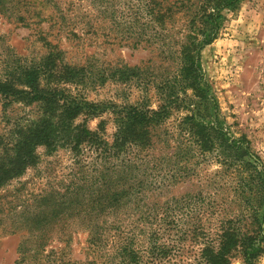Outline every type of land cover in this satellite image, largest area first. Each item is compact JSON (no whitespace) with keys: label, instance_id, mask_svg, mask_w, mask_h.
<instances>
[{"label":"trees","instance_id":"obj_1","mask_svg":"<svg viewBox=\"0 0 264 264\" xmlns=\"http://www.w3.org/2000/svg\"><path fill=\"white\" fill-rule=\"evenodd\" d=\"M243 1L136 0L135 7L128 8V20L118 25L120 39L156 50L161 62L173 69L159 78L156 89L164 98L156 109L90 104L61 89L41 88L43 75L68 84L84 78L81 68L56 66L61 54L56 49L16 66L17 76L0 79L1 97L41 111L17 127L13 159L0 163V188L36 163L38 147L66 146L77 164L82 150L94 155L86 174L66 186L57 200L52 192L42 198L43 207L27 219L31 244L18 245L14 264H64L54 250L43 249L67 221L87 225L91 264H230L234 257L242 264H257L264 254V163L243 138L234 139L223 127L199 66L200 52L216 39L224 12ZM186 88L194 98H179ZM178 111L186 113L170 122ZM106 112L113 116L110 141L72 124L79 116ZM210 162L218 165V204L215 192L156 199L158 191L193 181L198 167ZM216 183L210 180L208 187ZM211 220L215 225L206 226ZM185 221L191 227L176 234L173 229ZM188 238L200 243L197 257L170 263Z\"/></svg>","mask_w":264,"mask_h":264},{"label":"rangeland","instance_id":"obj_2","mask_svg":"<svg viewBox=\"0 0 264 264\" xmlns=\"http://www.w3.org/2000/svg\"><path fill=\"white\" fill-rule=\"evenodd\" d=\"M135 5L136 0H0V79L17 76L16 66H25L56 49L61 53L56 66L81 68L84 78L80 83L68 84L50 81L43 75L41 88L61 89L90 104H143L156 109L164 98L156 89L159 78L173 69L169 62H161L156 50L133 47L120 39L118 25L128 20L127 10ZM48 43L53 46L49 48ZM199 66L210 87L209 96L219 107L223 127L234 139L243 138L264 163V0H244L236 9L224 12L216 39L200 52ZM184 93L179 98H194L190 88ZM40 113L39 107L9 103L0 96V163L13 159L17 127L25 126L27 120ZM184 113L178 111L170 122ZM72 124L97 132L105 141H110L114 133L109 112L94 118L79 116ZM86 150L80 152L77 164L66 146L52 150L38 147L36 163L0 188V264H14L18 245L31 244L27 219L39 205L43 207L42 198H49L52 192V199L57 200L66 186L86 174V166L94 158ZM216 171L218 165L214 162L202 164L193 181L158 191L156 199L163 202L185 193L201 191L207 196L215 192L218 204ZM210 180L217 181L215 186L208 187ZM190 227L185 221L173 230L179 235L180 228ZM86 228L84 221L58 226L44 245V252L54 250L64 264H91ZM183 245V252L170 263L192 262L197 257L200 243L188 238ZM230 264H242L240 257L231 259ZM257 264H264V254Z\"/></svg>","mask_w":264,"mask_h":264}]
</instances>
